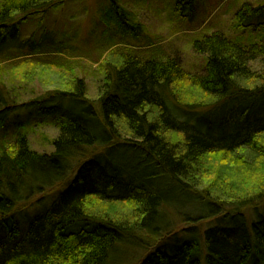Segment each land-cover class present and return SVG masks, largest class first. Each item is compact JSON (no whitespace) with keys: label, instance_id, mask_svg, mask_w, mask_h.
Here are the masks:
<instances>
[{"label":"trees","instance_id":"trees-1","mask_svg":"<svg viewBox=\"0 0 264 264\" xmlns=\"http://www.w3.org/2000/svg\"><path fill=\"white\" fill-rule=\"evenodd\" d=\"M108 1L115 25L137 37L139 26L132 25L115 0ZM187 1L190 8L196 5V0ZM66 2L0 0V57L16 51L11 45H21L18 32L24 22L42 19ZM178 4L184 13L186 6ZM234 19L238 29L262 27L264 4L242 3ZM260 41L246 46L213 32L193 42V50L207 56L206 75L190 81L205 95V111L179 101L175 86L188 79L176 58L122 57L106 66L95 100L87 96L84 79H72L67 90L31 101L26 121L18 117L22 110L9 121L23 105L11 104L0 85V264H113L123 246L150 248L141 264H202L204 252L206 264H264V187L249 191L233 183L229 191L216 181L213 190L198 173L207 154L263 152L257 141L264 135ZM26 43L36 46L32 38ZM31 49L26 55H33ZM257 60L259 71L253 67ZM60 102L67 107L60 108ZM46 117L58 129L49 154L30 149L21 133L26 124ZM12 124L20 132L9 143L1 134ZM70 177L50 209L30 220L17 218L16 210L30 196ZM169 210L194 224L220 212L232 220L206 230L202 241L161 246L169 238L158 235L167 227Z\"/></svg>","mask_w":264,"mask_h":264},{"label":"rangeland","instance_id":"rangeland-1","mask_svg":"<svg viewBox=\"0 0 264 264\" xmlns=\"http://www.w3.org/2000/svg\"><path fill=\"white\" fill-rule=\"evenodd\" d=\"M115 1L132 25L139 26L137 37H133L131 32H128L129 35L125 34L120 29H124L123 27L115 25L108 14V0H67L57 9L49 10L44 18L31 19L20 26L18 33L21 45L9 47L16 50L10 53V57H0V85L6 87L11 104L23 105V108L13 113L9 121L15 119V115L21 110L23 113L20 112L21 117H18L26 121V108L31 105V101L54 90H67L72 79H84L87 96L95 100L100 87L104 85V72L108 71L106 66L127 55L145 61L151 58L159 61L180 59L188 80L178 83L174 91L183 106L192 102V110L205 111L208 108L205 106L206 97L190 81H198L206 75L207 56L196 53L192 47L193 42L213 32H222L246 46L264 40V25L243 30L236 28L234 19L242 3L258 6L264 4V0H196V5L192 8L188 6L187 0ZM178 2L186 6L184 13L178 11ZM31 38L35 41V47L27 45L29 43L24 44L25 40ZM21 47L25 49L22 50ZM31 48L34 49L33 55H26ZM257 61L253 63V67L259 71L261 61ZM66 104L60 102V108L65 109ZM49 118L39 120L40 122L33 120L22 128L24 131L21 133L26 135L30 149L40 153L53 152V140L57 137L58 129ZM16 132L20 131L12 124L1 135L11 143ZM257 141L263 150L261 153L259 149L261 154L258 155L248 149L228 156L205 155L203 168L198 172L201 181L211 183L213 190L216 181L229 191L232 190L233 183L242 184L243 190L250 191L256 186L261 190L264 187L261 180L264 177V135H260ZM71 178L54 185L46 193L30 196L28 204L22 203L16 210L19 212L17 218L26 216L30 220L50 209ZM184 209L191 210L188 205ZM193 209L208 211L206 207ZM243 213L246 214L244 211ZM228 215L220 212L194 224L184 221L186 217L176 211L169 210L165 218L167 227L158 234L166 233L169 238L163 240L161 246L167 243L174 247L191 238L202 241L203 234L209 228L229 225L232 218ZM248 215V218L252 217L251 214ZM1 239L3 235H0V242ZM149 250L150 248L118 247L113 264H141ZM202 264H206L205 252Z\"/></svg>","mask_w":264,"mask_h":264}]
</instances>
